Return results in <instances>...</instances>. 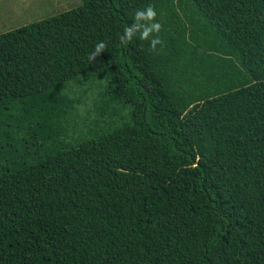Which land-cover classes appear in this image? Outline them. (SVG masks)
Returning a JSON list of instances; mask_svg holds the SVG:
<instances>
[{
  "label": "trees",
  "instance_id": "16d2710c",
  "mask_svg": "<svg viewBox=\"0 0 264 264\" xmlns=\"http://www.w3.org/2000/svg\"><path fill=\"white\" fill-rule=\"evenodd\" d=\"M149 4L162 46L122 45ZM0 264H264V0H79L1 33Z\"/></svg>",
  "mask_w": 264,
  "mask_h": 264
},
{
  "label": "rangeland",
  "instance_id": "374dc122",
  "mask_svg": "<svg viewBox=\"0 0 264 264\" xmlns=\"http://www.w3.org/2000/svg\"><path fill=\"white\" fill-rule=\"evenodd\" d=\"M31 1L34 0H0V34L37 22L47 14L66 11L79 4V0H51L55 1L51 3L52 5L47 0H39L37 5L30 4ZM85 103L88 107L93 105L91 99L85 100Z\"/></svg>",
  "mask_w": 264,
  "mask_h": 264
},
{
  "label": "clouds",
  "instance_id": "9594fccd",
  "mask_svg": "<svg viewBox=\"0 0 264 264\" xmlns=\"http://www.w3.org/2000/svg\"><path fill=\"white\" fill-rule=\"evenodd\" d=\"M156 10L151 4L143 9H138L135 12L133 23L124 28L123 34L119 39L122 45H127L131 42L133 37L139 33L142 40H148L150 37V50L157 51V45L163 44L159 37V33L162 29V24L156 20ZM6 32V31H5ZM153 34H156L153 36ZM107 48L105 42L101 41L95 45L94 51L89 54V61H95Z\"/></svg>",
  "mask_w": 264,
  "mask_h": 264
}]
</instances>
